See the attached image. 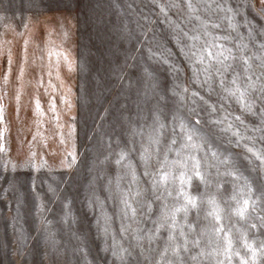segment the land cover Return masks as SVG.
<instances>
[{
  "label": "rangeland",
  "instance_id": "obj_1",
  "mask_svg": "<svg viewBox=\"0 0 264 264\" xmlns=\"http://www.w3.org/2000/svg\"><path fill=\"white\" fill-rule=\"evenodd\" d=\"M0 264H264V0H0Z\"/></svg>",
  "mask_w": 264,
  "mask_h": 264
},
{
  "label": "snow or ice",
  "instance_id": "obj_2",
  "mask_svg": "<svg viewBox=\"0 0 264 264\" xmlns=\"http://www.w3.org/2000/svg\"><path fill=\"white\" fill-rule=\"evenodd\" d=\"M189 4H191V0H189ZM209 54L211 55V53H209ZM221 55H222V53H221ZM202 62H203V61H201V63H202ZM219 62L222 63V61H219ZM232 83L235 84L236 81L233 80ZM189 139H190V137H189ZM163 179L166 180L167 177L165 176V177H163ZM189 203L194 205V204H195V201H194L193 199H189ZM247 203H248L247 201H244V205H245V206L247 205ZM244 211H245V208L242 207V208L239 210V214H240V215H243ZM218 231H223V229H222V228H221V229H218ZM230 243H231V242L229 241V245H230Z\"/></svg>",
  "mask_w": 264,
  "mask_h": 264
}]
</instances>
